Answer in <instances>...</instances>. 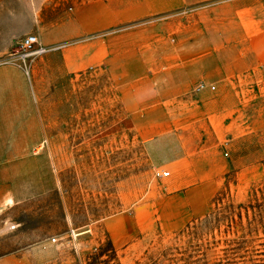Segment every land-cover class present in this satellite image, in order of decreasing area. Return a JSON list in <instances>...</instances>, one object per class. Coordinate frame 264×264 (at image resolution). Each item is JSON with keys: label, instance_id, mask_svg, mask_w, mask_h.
Wrapping results in <instances>:
<instances>
[{"label": "crops", "instance_id": "0c3cea01", "mask_svg": "<svg viewBox=\"0 0 264 264\" xmlns=\"http://www.w3.org/2000/svg\"><path fill=\"white\" fill-rule=\"evenodd\" d=\"M73 2L69 18L38 29L42 45L61 47L30 79L0 66V214L56 190L65 145L48 130L55 89L35 86L36 72L105 73L169 191H199L202 207L226 175L264 176V0Z\"/></svg>", "mask_w": 264, "mask_h": 264}, {"label": "rangeland", "instance_id": "374dc122", "mask_svg": "<svg viewBox=\"0 0 264 264\" xmlns=\"http://www.w3.org/2000/svg\"><path fill=\"white\" fill-rule=\"evenodd\" d=\"M73 3L0 0V66L19 65L30 79L41 57L25 70L21 40L69 18ZM36 75L35 86L55 89L46 115L58 124L48 130L65 150L55 191L24 195L0 214V264H264V176L228 174L202 207L199 191H169L105 73Z\"/></svg>", "mask_w": 264, "mask_h": 264}, {"label": "built area", "instance_id": "2783aa9c", "mask_svg": "<svg viewBox=\"0 0 264 264\" xmlns=\"http://www.w3.org/2000/svg\"><path fill=\"white\" fill-rule=\"evenodd\" d=\"M60 47H61L60 45L49 46V47L44 46L39 42L37 36L28 35L25 36L20 42V51L18 52L17 58L20 60L25 70H27L32 61L46 55L50 51L57 50ZM202 88L203 86L201 85L198 87V90ZM167 175H168L167 172L162 173V176L164 177H166ZM76 236L77 234L73 230H70L69 242H72L73 239L76 238ZM57 241L58 239L55 237L50 239V243L52 244H56Z\"/></svg>", "mask_w": 264, "mask_h": 264}]
</instances>
